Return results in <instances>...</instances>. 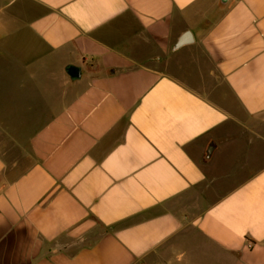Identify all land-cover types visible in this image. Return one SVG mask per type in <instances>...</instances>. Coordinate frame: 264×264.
I'll return each instance as SVG.
<instances>
[{"label":"crops","instance_id":"0c3cea01","mask_svg":"<svg viewBox=\"0 0 264 264\" xmlns=\"http://www.w3.org/2000/svg\"><path fill=\"white\" fill-rule=\"evenodd\" d=\"M0 264H264V0H0Z\"/></svg>","mask_w":264,"mask_h":264},{"label":"water","instance_id":"95a60500","mask_svg":"<svg viewBox=\"0 0 264 264\" xmlns=\"http://www.w3.org/2000/svg\"><path fill=\"white\" fill-rule=\"evenodd\" d=\"M191 36V32L190 31H186L182 36L181 38L178 40V42L176 43V45L174 46L175 49L185 45V44H188L191 42V40H189V37ZM76 74L77 75H80V70L78 69L76 71Z\"/></svg>","mask_w":264,"mask_h":264}]
</instances>
